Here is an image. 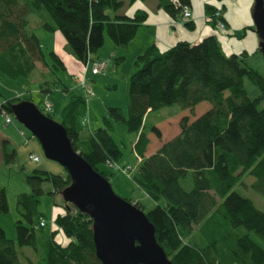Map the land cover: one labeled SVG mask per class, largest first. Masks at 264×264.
<instances>
[{"label":"trees","instance_id":"obj_1","mask_svg":"<svg viewBox=\"0 0 264 264\" xmlns=\"http://www.w3.org/2000/svg\"><path fill=\"white\" fill-rule=\"evenodd\" d=\"M133 1L0 0V53L9 55L10 76L23 75L25 79L32 63L38 61L50 74L40 85L41 91L67 89L55 72L64 69L63 62L55 51H48L45 59L37 37L27 30L28 13H45L50 22H43V29L59 30L74 59L83 65L94 60L91 55L102 45L104 33L115 46L127 45L146 16L143 10L129 17L118 12ZM157 7L172 18L178 17L187 29L193 28L190 16L181 19L183 7L190 13L189 0H177L176 5L162 0ZM203 11L211 27L217 29L219 20L226 29L223 5L204 4ZM247 29L242 28L239 35ZM15 50L22 62L15 61ZM247 56L243 51L226 55L214 35L196 43L180 40L164 51L149 44L134 57L136 69L128 78L127 117L119 108H108V116L121 120L134 135L131 149L137 162L130 179L153 202L144 214L172 264H264V248L250 237L253 234L264 244V211L233 190L248 174L253 177L251 189L264 199V108H257L264 101V76L246 64ZM1 63H6L5 57ZM244 78L258 90L252 99L243 88ZM19 100L29 99H4L0 110L11 115L10 105ZM203 101L209 103L207 109L193 119L182 115L178 133L144 155L148 132L160 137L157 127L144 126L148 111L171 104L192 109ZM84 107L82 95L71 94L61 110L60 124L72 148L107 179L99 166H105V160L115 161L120 150L109 134L111 125L106 118L101 127L80 137ZM0 149L3 162L14 158L7 140L0 141ZM24 180L29 190L15 196V239L7 238L0 226V264H101L94 254L91 220L86 214L62 199L63 211L49 221L38 211L42 182L49 183L48 194L60 195L69 183L65 170L60 175L32 169ZM133 203L141 209L139 202ZM6 211L1 188L0 214ZM52 223L56 229L51 228ZM58 230L66 238L63 244L54 239ZM15 246L30 251L18 255Z\"/></svg>","mask_w":264,"mask_h":264},{"label":"rangeland","instance_id":"obj_2","mask_svg":"<svg viewBox=\"0 0 264 264\" xmlns=\"http://www.w3.org/2000/svg\"><path fill=\"white\" fill-rule=\"evenodd\" d=\"M27 20V30L37 37L45 59L48 60V51H55L63 61L64 69H58L55 72L60 76L67 89H56L51 92L41 91L39 89L40 85L43 84L44 80L50 79V74L47 72V68L38 61L32 63L30 75L25 79L23 75L10 76L9 55L0 53V103L4 99L22 96L29 99L36 107L42 109L43 104L47 102L50 105V110L47 113L50 114L52 120L60 123V113L67 103L69 96L71 94L82 95L81 88L77 85L75 79H72L73 75L79 74L82 66L74 59L59 30L55 29L48 32L43 29L42 23L50 22L49 17L45 13H28ZM125 47L115 46L104 33L102 45L92 53V59L101 60L105 64V67L98 73L91 74L89 71L91 63L87 64L84 80L90 87L91 94L86 100L82 115V117L85 115L87 121L85 125H81L79 135L80 137H84L95 128L101 127L103 118L110 121L111 129L109 130V134L118 145L120 156L114 161L116 165L112 168L105 167L104 165H100L99 168L107 174V180L116 195L123 199H130L132 202H139L141 210L145 212L153 206V202L130 179L136 164V159L131 149L134 135L126 131V127L121 120L114 121L108 116V108L116 107L120 109V113L124 118L127 117L128 78L136 69V66L131 53H125ZM114 50L118 52L114 53ZM14 53H17V55H13L16 56L15 61H21V54L19 55L16 50ZM257 55L258 58H245V62L248 66L253 67L260 76H264L263 57L259 52ZM4 57L6 58V63L2 64L1 60ZM24 64L26 65V63ZM243 88L250 99L258 94L257 88L247 78L243 79ZM208 107L209 103L203 101L196 104L192 109H181L178 105L171 104L157 110L148 111L144 116L145 128L149 129L151 126H155L160 132L159 138L152 132H148L150 140L148 149L170 138L176 132L178 120L182 115H186L188 119H193ZM257 108L263 109L264 101L259 103ZM8 116L11 122L4 125L3 116L0 113V134L7 135L10 138L9 142L14 149V158L11 161H2L0 163V189L3 188L7 203V211L0 214V226L4 230L5 236L14 240V221L18 218L14 209L15 196L19 192H27L29 190L24 180L25 175L29 174L32 169H40L52 174L63 175L64 169L58 163L46 159L37 140L31 137L30 133L11 115L8 114ZM19 130H22V136L19 135ZM30 151L37 155V162H31L28 159ZM121 165L125 168V174L117 168V166ZM252 181L253 177L245 174L233 190H236L244 197L250 198L256 208L264 211V199L251 189L250 183ZM42 188L43 193L38 197L37 208L43 215L42 217L46 221H49L55 214L63 211L61 197L59 194L50 195L47 193L49 183L46 181L42 182ZM50 226L52 229L57 228L53 223ZM250 237L258 246L264 248V244L260 239L253 234H250ZM54 239L61 244L66 241V238L59 230L54 233ZM15 248L18 255L20 252L30 251L25 246H15Z\"/></svg>","mask_w":264,"mask_h":264},{"label":"water","instance_id":"obj_3","mask_svg":"<svg viewBox=\"0 0 264 264\" xmlns=\"http://www.w3.org/2000/svg\"><path fill=\"white\" fill-rule=\"evenodd\" d=\"M252 2L253 30L264 63V1ZM10 113L37 140L43 156L65 170L69 183L60 197L90 218L94 254L101 264H172L144 212L113 192L108 180L72 148L60 123L29 100L12 103Z\"/></svg>","mask_w":264,"mask_h":264},{"label":"crops","instance_id":"obj_4","mask_svg":"<svg viewBox=\"0 0 264 264\" xmlns=\"http://www.w3.org/2000/svg\"><path fill=\"white\" fill-rule=\"evenodd\" d=\"M160 1L162 0H135L128 5H123L118 11L127 17L131 16L136 10H143L146 14L144 21L138 25L134 36L124 48L126 54L131 53V56L135 57L149 44H153L159 51H164L180 40L196 43L205 36L214 35L226 55L240 54V52L243 51L248 55L247 57L249 59L258 58V53L256 52L258 48V38L253 30L254 25L250 13L253 4L252 0H189L190 20L193 23V28L191 30L187 29L178 17L172 18L160 7H157ZM204 4L213 5L215 7L224 6L225 11L223 16L227 24L225 30L216 29L207 23L203 11ZM244 27H249V29L245 30L243 35L240 36L239 31ZM115 52L118 51L114 50V53ZM77 63L79 62L77 61ZM80 66L82 65L80 64ZM178 131L179 129L177 126V130L172 136L177 134ZM4 139L8 142L10 141L7 135L0 134V141ZM166 140L167 139L164 141ZM149 141L144 155L151 154L162 143L155 144L151 149H148ZM1 162L2 153L0 149V163Z\"/></svg>","mask_w":264,"mask_h":264},{"label":"built area","instance_id":"obj_5","mask_svg":"<svg viewBox=\"0 0 264 264\" xmlns=\"http://www.w3.org/2000/svg\"><path fill=\"white\" fill-rule=\"evenodd\" d=\"M171 2L176 5L177 4V0H171ZM181 14H182V17L181 19L183 21H186L189 16H190V13H189V10L187 9V7H183L182 11H181ZM217 14V13H216ZM216 27L219 29V30H223V25L221 24V22L218 20L216 22ZM91 63L90 65V68H89V71L91 74H96L98 73L100 70L103 69L104 67V63L101 61V60H92V61H89L87 60L83 65H82V70L79 72L78 75H73L72 77L75 79L77 85L81 88L82 90V97H83V100L84 102L86 103V100L87 98L90 96L91 94V90H90V87L86 84L85 80H84V73L86 71V67H87V64ZM50 108V105L49 103H45L43 104V109L45 111L49 110ZM0 113L1 115L3 116V120H4V123L7 124V123H10L11 119L10 117L8 116L7 113H5L3 110H0ZM87 121V118H85V115L81 118L80 120V124L81 125H85ZM19 135H23V132L22 130H19L18 131ZM26 142V140H25ZM28 159L31 161V162H37L38 161V157L36 154L34 153H29L28 154ZM115 162L114 161H111V160H105V166L109 167V168H112L113 166H115ZM117 168L125 174V168L124 166H117ZM127 168V167H126ZM127 176V175H125ZM42 224V222H40Z\"/></svg>","mask_w":264,"mask_h":264}]
</instances>
